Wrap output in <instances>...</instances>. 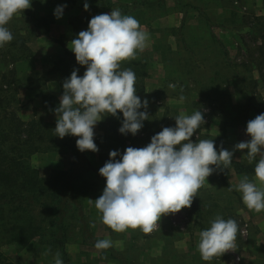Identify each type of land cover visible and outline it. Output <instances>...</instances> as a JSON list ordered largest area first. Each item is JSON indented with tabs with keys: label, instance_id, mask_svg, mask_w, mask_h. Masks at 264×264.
<instances>
[{
	"label": "clouds",
	"instance_id": "1",
	"mask_svg": "<svg viewBox=\"0 0 264 264\" xmlns=\"http://www.w3.org/2000/svg\"><path fill=\"white\" fill-rule=\"evenodd\" d=\"M32 3L33 0H0V49L14 38L8 27L10 21L30 9ZM66 7H56V19L63 18ZM89 8L86 2L85 11ZM149 39L138 20L119 8L90 19L87 30L80 31L68 44L86 71L80 76L79 69H74L63 82V94L54 109L55 136L77 137L80 152L96 153L99 149L94 129L105 118L119 119L122 113L119 132L125 136H136L143 129L145 121L151 120L149 101L137 95L136 74L122 65L136 60ZM176 87L168 85L171 90ZM182 93L183 89L180 102L187 99ZM174 119L175 127H164L147 146L127 147L122 154L117 150L109 153L110 159L99 169L106 185L94 200L102 223L117 233L139 229L151 234L163 217L191 208L199 190L206 181L209 183L208 178L217 170L228 169L236 151L244 153L250 164L255 162L254 179L244 176L236 190L248 209L264 211V113L248 121L249 140L235 144L232 150L221 146L219 152L214 139H200V131L196 135L205 124L201 109L190 115L181 112ZM238 232L234 219L216 216L208 228L199 232L197 248L202 260L210 262L235 249ZM112 245L105 238L98 239L94 247L107 250ZM55 264H63L59 252Z\"/></svg>",
	"mask_w": 264,
	"mask_h": 264
},
{
	"label": "rangeland",
	"instance_id": "2",
	"mask_svg": "<svg viewBox=\"0 0 264 264\" xmlns=\"http://www.w3.org/2000/svg\"><path fill=\"white\" fill-rule=\"evenodd\" d=\"M168 1L174 5L173 0ZM55 2L66 4L64 0H55ZM73 2L75 0H70L68 4L71 10L66 19L63 17L58 20L55 16H49L51 22L56 21L58 24H64V22L67 24L68 22L71 24L69 26L71 31L73 21L85 12L80 11V4L71 5ZM190 2L198 3L202 11V14H200L202 24L198 33L200 34V42L198 43V49H196L198 53L196 57H193L198 72L192 74L181 65H171V62H176V58L179 61L190 60L189 56L183 57L181 55L183 57L181 58L172 53L173 58L169 59L167 73L154 74L156 83H152V81L145 80L148 75L145 73L147 65L143 64L144 74L142 77L137 78V83H141L144 88L141 100L147 99L149 101L148 113L151 120L145 121L143 129L136 135L142 142L133 146L135 148L147 146L151 142L152 136L164 127H175L174 116L181 112L190 115L201 109L204 113L205 124L202 126V130H198L196 135L200 131V139H214L219 152L221 146L226 149L229 145L232 147L242 142L244 134H246L248 121L264 113V0H191ZM34 6L35 12L33 14V10L30 8L10 21L8 27L14 38L4 48L0 49V91L1 89L9 91V88L11 90L6 93L7 100L0 103V110L4 108L5 113H14L23 121H28L34 116L33 110H37L38 118H42L47 122H56L54 109H43L41 101L35 102L33 95L36 96V93L27 94L25 92L26 88L36 92L40 85L39 79L45 77L47 91L58 93L60 88L58 92L55 89L62 82L60 76L56 77V74L52 73L32 74L23 78L21 84L13 83L12 86L6 84L7 81H12L13 77L16 78L12 57L20 55L15 52L16 49H13V43L20 38L23 39V37H36L29 33L33 29V26L29 27V24L40 19L44 10L42 2L37 5L34 4ZM177 8V6H172L168 9L177 10ZM152 11H156L158 15V12H167V9H153ZM94 14L95 10L92 11L90 16L93 17ZM203 15L211 20L210 24ZM44 31L45 33L41 38L43 41H48V31L46 29ZM213 35H216L218 39H225L223 46L225 45L224 47L228 51V57H224L223 52L220 51V46L216 45L215 48L216 42ZM59 37H61L59 40L65 42L67 46L73 39V36H70V33L66 30ZM178 54H181V52H178ZM136 60L139 61V58ZM4 75L7 76L6 81L2 79ZM149 76L151 78L153 75ZM51 81L54 82L55 88L48 84ZM1 83L5 85L1 87ZM170 83L177 85L175 90L168 88ZM181 89H183L182 94L187 97L184 102L179 101ZM99 128L100 123L94 129L95 139ZM196 135L192 138L194 142L196 141ZM58 141L61 142L59 138ZM29 163L39 170L42 177L48 178L54 170H68L72 158L65 152L61 154L41 153L32 156ZM104 164L103 161L94 160V171L103 167ZM89 175L92 180L95 179L94 172ZM216 177L219 181L218 185L210 186L206 184L200 190L202 191L199 196L202 217L199 222L196 221V212L191 208H186L182 209L180 213L163 217L160 221L159 230L154 235L144 234L139 229H129L123 233L113 231L107 237H104V239H110L113 244H120L121 249L117 250V254L121 256L115 255L114 257L107 250L101 253L94 247L84 245L80 238L78 226L73 223L70 227L69 240L66 246L67 264H97V258L104 260L107 264H143L150 249L149 247L147 251L146 247L150 246L151 243H166V245H169L163 254L156 247L159 251L156 252V255L161 257L155 258V260L163 261V263L169 262L170 259L175 261L177 259L175 251L170 247L173 241L179 239V237L192 236L197 227H202V230L208 228L210 221L216 216H222L224 219H234L238 223L239 232L235 249L223 256L213 258L214 262L216 264H232L233 259L237 264L241 263L242 260L238 262L236 258L239 256L242 247L248 243L250 237L247 242H243L240 237L242 220L239 217H241L240 213L243 212L242 209L238 210L237 208H244L245 205L241 199L238 200L235 197L234 189L232 187L231 190L229 189V184L227 185L224 181L225 177L222 178V175ZM100 183H102L101 180ZM102 192V186L101 189L91 192L94 196L91 197V201H88L86 207L89 221L96 212L95 196L101 195ZM179 226L184 230H179L177 228ZM127 232L130 234H126ZM126 239H130V241L126 242ZM57 252L61 254L59 250H50L48 247L40 245L36 240L22 249H12L3 245L0 247V264H55ZM226 257L228 258L227 261L224 260ZM61 258L63 264H65L62 254ZM114 260L116 262H113Z\"/></svg>",
	"mask_w": 264,
	"mask_h": 264
},
{
	"label": "trees",
	"instance_id": "3",
	"mask_svg": "<svg viewBox=\"0 0 264 264\" xmlns=\"http://www.w3.org/2000/svg\"><path fill=\"white\" fill-rule=\"evenodd\" d=\"M173 1L180 4L179 0ZM93 2L94 16L110 13L116 8L126 15H131L143 8L164 10L166 4V0H118L116 2L114 0H93ZM196 10L202 14L200 9ZM203 17L210 24L208 17L205 15ZM91 18L92 16L89 15L73 21V39L80 31L87 30ZM51 23L53 22L50 18L34 20L29 24V27L33 26L29 33L36 36L42 35ZM30 38L33 37L30 36L28 40ZM26 42V39L20 38L13 43V49L20 54L12 57L13 64L31 56ZM53 42H59L64 48V57L49 73H59L62 82L60 91L51 93L47 91L45 77L39 79L40 85L36 90L35 102L41 101L42 108L45 110L55 109L59 105V99L63 94V82L70 77L74 69H79L80 76H83L86 71L85 67L77 63L74 53L66 47L65 42L62 40ZM223 50L221 52L224 57H228V52ZM122 67L131 68L136 74L135 87L137 95L141 98L144 88L141 83H137V78L144 74L143 66L138 60H134L126 62ZM2 79L6 81L7 76H2ZM13 83L19 84L20 81L13 77L12 81H7L6 84L12 86ZM4 85L1 83V87ZM8 90L1 89L0 103L7 100L6 93L11 91L10 88ZM5 111L4 108L0 110V247L4 245L12 249H22L36 240L50 250H59L64 263L67 264L66 246L73 223L77 224L84 245L94 247L96 241L100 239L91 231L85 202L89 193L101 189V186L103 190V186L106 185V180L99 174V169L94 171L93 161L97 159L106 163L110 159L111 151L117 150L122 154L127 147H133L142 141L137 136L131 134L125 136L119 132L123 120V115L120 113L119 119L109 116L100 122L102 136L99 140H95L99 151L82 153L76 145L77 137L66 136L60 139L55 136L56 122H47L38 118L37 110H33L34 116L28 121H23L16 114H7ZM64 152L72 158L70 168L54 170L48 178L42 177L39 170L29 163V159L37 154ZM229 167L233 168L237 174H255V163L232 162ZM93 172L95 179L92 180L89 174ZM226 174L227 169L217 170L211 177L222 175L224 178ZM98 179H101V185ZM224 181H226L225 178ZM199 192L191 207L196 212L198 222L202 217ZM107 251L111 252L114 257L120 255L113 246ZM224 260L227 261L228 258Z\"/></svg>",
	"mask_w": 264,
	"mask_h": 264
},
{
	"label": "crops",
	"instance_id": "4",
	"mask_svg": "<svg viewBox=\"0 0 264 264\" xmlns=\"http://www.w3.org/2000/svg\"><path fill=\"white\" fill-rule=\"evenodd\" d=\"M36 1L39 0H33L32 3V14L35 12L34 4L37 5L38 3L40 4V2H42V0L40 2ZM64 1L66 2V4H61L60 2L56 3L55 0H46V2H42V8L44 12L43 15L40 16V18L43 19L49 18V16H54V10L58 5H67L63 15L64 19H66L68 15H70L69 11L71 10V8L68 7L70 0ZM179 1L180 4H176L173 1L174 5H172L170 1L166 0L164 10L167 9V12L160 11L158 12V15L156 14V11H152L153 9L145 8L140 9L137 12L131 14V16H134L138 20L139 24L143 27L144 31L149 34L150 37L147 47L143 52L138 53L137 58H139L141 66H143V64L147 65V70L145 71V73H147L148 75L145 80L152 81V83H156L154 74L167 73L169 59L173 58L172 53L176 54L177 57L179 56L181 58L189 56L190 60L179 61V59L176 58V62H171V65H181L182 67H185L186 71L191 72L192 74L198 72L196 63L194 64L193 57H196L198 53L196 50L198 49V43L200 42V34L198 33L199 27L202 24V21L200 19V13L196 9H200L201 7L198 3L194 4L193 2H190L191 0ZM86 2L90 5L88 11H85L84 9V4ZM72 4H80V11H85L83 14H81V17L78 18L89 16L94 10L93 0H75V2L71 3V5ZM172 6H177V10L168 9ZM155 10L157 9L155 8ZM70 25L71 24H69L68 22L67 24L65 22L64 24H58L56 21L51 23L47 30L49 34V37H47L48 41L42 40L41 37L43 33L39 36L35 35L36 37L30 38V40H28V38L23 37V39L27 40L26 45L31 51V56L27 59L21 60L13 64V68H15L16 78L20 81L19 84L22 83L21 80L23 78L32 74L44 75L45 73L51 72L57 62L64 57V48L59 44V42L53 41H58L62 37L59 36L63 34L64 30L68 31L70 33V36H73L74 28L72 27V30L70 31ZM57 37L59 38L57 39ZM213 38L216 42L215 48L216 45H218L220 46V51L225 49L226 52H228L227 49L224 47L225 45L223 46V42L225 39H218L216 35H213ZM66 47L68 48L67 45ZM178 52H181V54H178ZM149 75H153L151 77L152 79ZM59 76L61 77V75L57 73L56 77ZM52 82L53 81L48 82V84L54 87V82ZM59 88L60 85L56 87L55 91L58 92ZM33 91L34 90L26 88L25 93H36ZM33 97L35 98V95H33ZM101 136L102 132L99 128V132L98 135H96L97 138L95 140H99ZM249 139L250 137L244 134V138L242 140L246 141ZM233 148L234 145L232 147H230V145L226 147V149L228 150H232ZM243 155L244 153L236 151L232 162H237L240 164H250L247 160V156ZM244 176H247L250 180H252L254 179L255 174H237L233 168L229 167L225 176V183L227 185L229 184V186L234 189L235 197L238 200L241 199V194L236 190V186ZM100 180L101 179H98V182L101 185ZM217 180V177L210 176L208 178L209 183L206 181L204 186L206 184L210 186L218 185L219 181ZM257 183L258 186H260L259 182ZM201 192L202 191L199 192V196ZM93 196L94 195L92 193H89V195H87L85 201L86 205L88 201H91V197L93 198ZM99 196L100 194L98 196H95V198L97 199ZM245 207L237 208L238 210L242 209L243 212L240 213L241 217H239V219L250 223L251 232L248 243L245 244L244 247H242L240 254H238L242 260L241 263L238 264H264V211L256 212L254 210L248 209L247 207L245 209ZM101 216L102 214L96 209V212L94 213V215H92L90 219V228L96 237L104 239V237H107L109 233L113 231L108 226L102 223ZM201 230V228L197 227L192 233V236L179 237V239L173 241V244L170 247H172L175 251V255L177 257L175 261H172V259H170L169 262L163 263V261L155 260V258L161 257L156 255V252L162 251L160 252L161 254L165 253L169 245H166V243H151L150 246L146 247L147 249L145 248L148 251V248L150 247L149 252L147 253L148 257L144 259L143 264H216L214 260L206 262L201 258V255L197 248V244L199 241V232ZM126 234L130 233L127 232ZM128 241H130V239H126V242ZM156 247L159 248V251ZM113 248L118 251L119 249H121L119 243L113 244ZM97 251H100L102 253V250ZM113 262L116 261L114 260ZM96 263L107 264L104 260L99 258L96 259ZM231 263L237 264L236 262H234L233 259Z\"/></svg>",
	"mask_w": 264,
	"mask_h": 264
},
{
	"label": "built area",
	"instance_id": "5",
	"mask_svg": "<svg viewBox=\"0 0 264 264\" xmlns=\"http://www.w3.org/2000/svg\"><path fill=\"white\" fill-rule=\"evenodd\" d=\"M176 225V224H175ZM177 226V225H176ZM179 230H184L182 227H177ZM159 230V227L152 232L150 235H154L157 231ZM250 232H251V227H250V223L247 221H241V226H240V237L243 240V242H247L248 238L250 237ZM241 258L238 256L236 258V261H240Z\"/></svg>",
	"mask_w": 264,
	"mask_h": 264
}]
</instances>
